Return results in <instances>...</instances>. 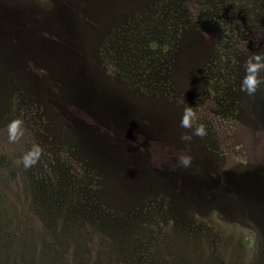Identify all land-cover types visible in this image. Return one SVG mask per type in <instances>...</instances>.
Wrapping results in <instances>:
<instances>
[{"label":"rangeland","instance_id":"1","mask_svg":"<svg viewBox=\"0 0 264 264\" xmlns=\"http://www.w3.org/2000/svg\"><path fill=\"white\" fill-rule=\"evenodd\" d=\"M253 53L264 0H0V256L49 264V236L59 264H264ZM187 105L204 137L180 139Z\"/></svg>","mask_w":264,"mask_h":264},{"label":"clouds","instance_id":"2","mask_svg":"<svg viewBox=\"0 0 264 264\" xmlns=\"http://www.w3.org/2000/svg\"><path fill=\"white\" fill-rule=\"evenodd\" d=\"M264 70V53H253L244 62V74L240 80V91L251 96L257 92L261 84H264V76L259 73ZM180 127L192 128V133H182L181 140L189 141L192 136L204 137L206 129L203 123H196V112L190 105L182 109L179 121ZM7 139L9 142L17 141L23 135V121L20 118L10 119L6 124ZM41 155V148L38 144H33L27 151L19 157V162L25 169L35 165ZM192 156L187 152H181L176 157V165L183 168L191 166Z\"/></svg>","mask_w":264,"mask_h":264},{"label":"trees","instance_id":"3","mask_svg":"<svg viewBox=\"0 0 264 264\" xmlns=\"http://www.w3.org/2000/svg\"><path fill=\"white\" fill-rule=\"evenodd\" d=\"M47 151H49V150H47ZM57 151H59V149H57ZM45 165H47V164H45ZM27 176H28V179H30V181L32 182V180H31L32 179L31 178L32 176L31 177H30V175H27ZM36 178H38V177L35 176L33 179L35 180ZM6 217H7L6 213H2L1 212L0 219H4ZM5 231H6L5 237H10L7 240H11L12 236L14 234H16V232L14 230H11V232H9V231L7 232V229H6ZM10 245H11V247H13L12 244H10ZM44 247H45V249L48 252V259H49L48 261H49V264H59V260L56 261V258L57 257L60 258V255H59V252H58L59 246L56 243V239L53 238V237L45 236V239H44ZM38 259H39V257H38L37 254H34L33 253V255H32V252L29 251V257H28V259H26V262L24 264H29L28 262H30L31 260H37V261H31L32 264H35V263L37 264ZM63 259H64V261H66L67 263H69L68 260L66 259V257L63 258ZM43 261H45V259H43ZM0 264H10V261L8 259H4V258H2L0 256ZM61 264H65V263H61Z\"/></svg>","mask_w":264,"mask_h":264}]
</instances>
